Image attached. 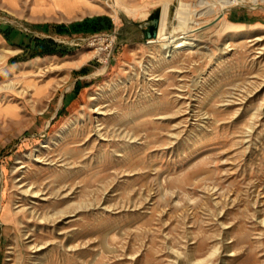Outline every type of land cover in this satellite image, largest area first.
Instances as JSON below:
<instances>
[{
  "label": "rangeland",
  "instance_id": "rangeland-1",
  "mask_svg": "<svg viewBox=\"0 0 264 264\" xmlns=\"http://www.w3.org/2000/svg\"><path fill=\"white\" fill-rule=\"evenodd\" d=\"M199 1L0 0V264L15 236L32 255L24 177L64 186L73 211L44 233L47 264H264V0ZM180 2L195 46L166 57L147 32ZM100 16L111 30L43 31ZM40 38L57 53L20 46Z\"/></svg>",
  "mask_w": 264,
  "mask_h": 264
},
{
  "label": "bare ground",
  "instance_id": "bare-ground-1",
  "mask_svg": "<svg viewBox=\"0 0 264 264\" xmlns=\"http://www.w3.org/2000/svg\"><path fill=\"white\" fill-rule=\"evenodd\" d=\"M244 1L245 0H211V1L200 0L198 4L200 7L210 9V11H221L224 13L226 9H229L233 6L241 5L244 3ZM65 8L68 11H70L72 9L80 8V4L78 2H74L70 6L66 5ZM164 9L165 10H164V14L162 13L163 17L161 18V25H160L158 37L151 39L149 41V44L160 43L165 52L166 57L172 56L173 51L178 50L184 46L194 47L195 43L189 42L188 34L189 32L194 31L191 28L190 23L191 21L194 20V17H193L194 14H197L198 12L196 10L194 11L191 10L190 4L180 2L179 6L175 10L174 22L171 24L169 21V19L171 18V17L169 18V9H170L169 5H167ZM202 14L204 13H201L199 15H202ZM178 31H182L184 36H180V37L177 36L176 34ZM252 40L260 41L262 40V37L256 36ZM229 45L230 44H228V46ZM105 70L106 69H104L103 73L105 72ZM91 99L93 100L95 98L91 97ZM98 109L101 110V108H98ZM67 130H68V127H64V129H62L60 138H59L61 142L64 139V135L67 132ZM98 131L99 133L101 132L100 129H98ZM38 158L39 160H42L41 157H38ZM65 174L66 176L63 177L64 179H60L59 182L57 179L55 180V182H57L58 184H61L62 182L67 180L69 178V177L67 178V176H70L72 173L70 170H66ZM26 180H28V178L24 177V178L19 179L18 181L20 183V188L22 190V192L20 193L22 194V199L20 201L21 204L18 206L19 211H16V213H14L15 214L14 217L16 218V221L19 224L24 225V230H22V236H23V239L27 241L26 245L29 247L30 253L33 255L29 257L30 258L29 264H47L48 261H50L49 259L52 257L50 253H53V249L52 248L50 249V247H52L53 244H49V241L44 239V233L47 232L48 230L51 234H54L55 236H57L56 233H57L58 228H60L61 226L60 224H64L63 223L64 220H66L67 217L73 211L71 210V205L68 204L69 202V199L67 197L68 193L65 194L64 192H62V189L64 186L61 188L57 187L58 189L56 190V187L52 189L49 186L45 185V183L40 182L37 179L34 181L30 180V182H26ZM20 202H18V204ZM0 204L2 206L1 200H0ZM84 206H83V203H81L80 208H85ZM19 216L22 218V220H20L21 218L20 219L18 218ZM11 219H12V212L10 210H7L2 216L0 215V222L2 220L5 222L7 221L9 222V221H12ZM25 219L27 220L25 221ZM36 230H39L41 234L37 233ZM57 241L59 240L57 239ZM73 246L75 245L73 244ZM21 247H22L21 239L18 236H15V238L10 243V247L8 248L9 255H8L6 264H24L23 252H22ZM70 248H73V247H70ZM214 253L212 255H214ZM201 262L202 261L195 260V263L197 264Z\"/></svg>",
  "mask_w": 264,
  "mask_h": 264
},
{
  "label": "trees",
  "instance_id": "trees-1",
  "mask_svg": "<svg viewBox=\"0 0 264 264\" xmlns=\"http://www.w3.org/2000/svg\"><path fill=\"white\" fill-rule=\"evenodd\" d=\"M113 24L110 18L105 16L87 18L81 22L73 23L71 25H46L43 26V31L47 34H58V35H67L74 33H96L102 32L105 30H111ZM9 38V35H7ZM10 40V38H9ZM55 41L52 39H36L31 40L27 44H21V47H24L25 52H27L31 57L44 56L56 54L55 50Z\"/></svg>",
  "mask_w": 264,
  "mask_h": 264
},
{
  "label": "water",
  "instance_id": "water-1",
  "mask_svg": "<svg viewBox=\"0 0 264 264\" xmlns=\"http://www.w3.org/2000/svg\"><path fill=\"white\" fill-rule=\"evenodd\" d=\"M160 20L158 18H155L151 20V25L154 28L153 31H148L147 36L149 38L156 37L158 35V26H159Z\"/></svg>",
  "mask_w": 264,
  "mask_h": 264
}]
</instances>
